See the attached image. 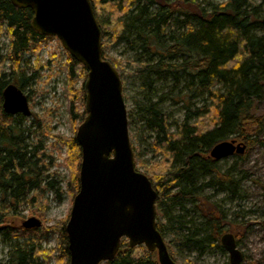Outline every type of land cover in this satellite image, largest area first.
<instances>
[{
    "label": "trees",
    "instance_id": "1",
    "mask_svg": "<svg viewBox=\"0 0 264 264\" xmlns=\"http://www.w3.org/2000/svg\"><path fill=\"white\" fill-rule=\"evenodd\" d=\"M91 1L102 32L104 59L120 72L119 63L105 54L107 41L124 38L132 43L126 37L132 34L136 38L132 48L141 52L139 73L150 86L167 79L174 82L176 88L184 84L185 93L179 96L187 112L174 132L169 116L160 109V101H151L145 107L148 126L155 130L165 156L164 169L161 172L150 170L147 174L158 195L157 208L169 202V206L171 202H178L183 209L184 203L192 204L191 209L185 208V216L178 217L177 221L169 217V222L173 226L175 220L180 230L186 232L184 240L200 249L212 241L221 244L226 226H230L229 233L236 238L238 227L227 221L217 205L200 192L204 188H218L237 194V183L231 172L222 173L218 162L209 156L217 143L237 139L249 148L264 143L257 139L264 131L260 108L264 105L261 5L254 0H227L217 6L211 3L204 6L200 0ZM33 16L30 9H20L10 0H0V34L6 32L8 37L6 59L10 68L9 73L0 69V192H5L8 206L13 208L31 191L49 190L57 199L61 198L57 181L47 182L45 189L38 182L55 163L45 152V142L49 138L54 140L53 147L61 145L67 151V157L62 159L69 171L66 192L74 199L80 191L82 149L76 135H52L44 120L36 114L27 126L28 118L12 116L3 110V89L14 83L23 90L38 75L35 70L27 77L20 70L24 55L32 50L38 52L41 43L48 39L33 29ZM68 58L71 63L68 81L71 114L73 121L81 124L87 114L84 108L77 113L76 105L85 103L86 93L84 86L80 90L75 87L77 79L87 78V70L70 55ZM1 59L0 63L4 64L6 59ZM198 95L205 96L206 102L193 107L191 101ZM235 157L245 158L244 155ZM45 158H50L51 163L46 165ZM208 176L211 179L206 182ZM172 187L181 188L173 195H164ZM191 214H197L200 222L187 221ZM162 215L163 211L157 210V226L166 240L170 230L162 223ZM2 216L0 211V220ZM66 224L64 221L44 229L45 234L41 236L34 234L36 238L17 242L7 260L0 264H38L40 259L49 263L52 258L57 264H70ZM22 232L28 235L37 230ZM48 234L57 236L55 249L41 246ZM166 243L176 262L173 241ZM104 264H159V261L145 246L132 247L127 240H122L116 258Z\"/></svg>",
    "mask_w": 264,
    "mask_h": 264
},
{
    "label": "rangeland",
    "instance_id": "2",
    "mask_svg": "<svg viewBox=\"0 0 264 264\" xmlns=\"http://www.w3.org/2000/svg\"><path fill=\"white\" fill-rule=\"evenodd\" d=\"M263 0H254L257 5H261V18L264 19ZM204 6L209 3L214 6L221 5L227 0H200ZM130 41L135 46L136 38L131 34ZM8 37L6 32L0 34V62L1 58H7ZM105 54L117 61L121 67L120 74L123 81V93L128 110L129 132L135 153L137 169L148 174V171L155 170L161 172L164 169L162 164L164 155L162 144L158 141L154 129L148 126L145 107L152 101L161 102L160 109L169 116L171 131L181 125L187 112L185 102L181 101L180 95L185 91L184 84L180 88L171 80H158L152 86L140 75L139 69L142 62H138L140 56L139 49L134 50L132 43L122 38L118 41L108 40ZM37 47V44L33 48ZM142 55V54H141ZM69 53L63 48L61 42L56 37H48L41 43L38 52L29 51L23 57L20 65L21 73L31 77L35 70L38 75L23 91L29 97L30 108L33 115L42 118L46 127L52 135H62L73 137L77 134L80 124L74 122L71 114V98L69 96V73L71 63ZM143 57V56H142ZM3 60V61H4ZM0 69L6 73L10 72L9 62L6 59L4 64L0 63ZM86 78H79L75 89L80 90ZM185 93V92H184ZM206 102V97L198 95L193 98V107L202 106ZM84 104L76 105V112L80 113ZM264 116V105L260 107ZM260 113V115H261ZM33 116L25 121L29 126ZM257 139L264 141V131ZM46 154L55 159V163L50 166L47 173L42 174L38 179L40 187L45 189L47 182L55 180L61 190V198L57 199L55 194L49 190L31 191L27 197L23 198L16 208L8 206L5 192H0V211L3 215L0 220V262H5L13 245L17 242H25L27 239L41 236L44 229L57 226L64 221H69L74 199L66 192V184L69 179V171L62 159L67 157L64 146L54 145L53 138L46 139ZM248 147V145H247ZM245 158L231 157L218 162V167L222 173L231 172L234 181L237 183V194L233 195L229 190L219 191L218 188H204L200 194L215 203L221 214L229 222L238 227V235L235 238L237 247L243 255L241 264H264V143H257L249 148L244 154ZM46 165L51 163L50 158H45ZM41 167V166H40ZM55 174V175H54ZM50 175V176H48ZM211 178H205L206 182ZM204 180V183H206ZM199 183H202L201 181ZM181 187H172L164 195H173ZM35 199V201H32ZM170 203V202H169ZM163 204L159 211H163L162 223L166 225L170 234L166 242L173 241V249L178 264H231L230 254L221 244L212 241L203 249L194 244L187 243L183 235L184 229L180 230L175 220L185 216V208L193 207L190 203H184V209L178 204ZM161 214V213H160ZM160 216V215H159ZM35 217L42 222V226L36 233L24 235L22 231L23 223ZM169 217L174 218L169 222ZM200 222L198 215L191 214L186 218ZM177 221V220H176ZM67 225V224H66ZM230 226L224 228V235L229 233ZM30 231V230H27ZM43 249H55L57 247V236L48 234L44 236L41 244ZM38 264H57L55 259L49 263L39 260Z\"/></svg>",
    "mask_w": 264,
    "mask_h": 264
},
{
    "label": "water",
    "instance_id": "3",
    "mask_svg": "<svg viewBox=\"0 0 264 264\" xmlns=\"http://www.w3.org/2000/svg\"><path fill=\"white\" fill-rule=\"evenodd\" d=\"M10 1L20 9L32 10L33 29L56 37L87 70V115L76 134L82 149L80 191L66 225L70 264L112 261L123 239L132 247L145 246L157 255L159 264H178L157 226V192L149 177L136 168L123 81L117 68L104 59L102 32L92 1ZM3 110L12 116H32L28 96L15 84L3 91ZM247 151L246 143L231 139L217 143L210 157L221 161ZM41 226L35 217L23 223L26 230ZM221 242L231 264H241L243 255L234 236L227 233Z\"/></svg>",
    "mask_w": 264,
    "mask_h": 264
},
{
    "label": "bare ground",
    "instance_id": "4",
    "mask_svg": "<svg viewBox=\"0 0 264 264\" xmlns=\"http://www.w3.org/2000/svg\"><path fill=\"white\" fill-rule=\"evenodd\" d=\"M118 72H119V71H118ZM119 73H120V72H119ZM120 76H121V74H120ZM121 78H122V77H121ZM10 84H14V83H9L8 85H10ZM8 85H7V86H8ZM7 86H6V87H7ZM6 87H5V88H6ZM5 88H4V89H5ZM3 91H4V90H3ZM28 99H29V97H28ZM29 103H30V100H29ZM85 106H86V99H85ZM84 110H85V112H86V108H85ZM86 114H87V113H86ZM18 115H21V114H18ZM22 116H23V115H22ZM30 117H31V116H30ZM244 143H245V142H244ZM210 153H211V152H210ZM209 156H210V155H209ZM235 156H238V155H235ZM233 157H234V156H233ZM230 158H231V157H230ZM212 159H213V158H212ZM213 160H214V159H213ZM223 160H224V159H223ZM214 161H215V160H214ZM221 161H222V160H221ZM216 162H220V161H216ZM219 191H221V190H219ZM157 198H158V195H157ZM156 208H157V201H156ZM234 238H235V237H234ZM123 240H126V239H123ZM235 241H236V240H235ZM128 243H129V242H128ZM230 262H231V261H230Z\"/></svg>",
    "mask_w": 264,
    "mask_h": 264
},
{
    "label": "flooded vegetation",
    "instance_id": "5",
    "mask_svg": "<svg viewBox=\"0 0 264 264\" xmlns=\"http://www.w3.org/2000/svg\"><path fill=\"white\" fill-rule=\"evenodd\" d=\"M4 90V89H3Z\"/></svg>",
    "mask_w": 264,
    "mask_h": 264
}]
</instances>
